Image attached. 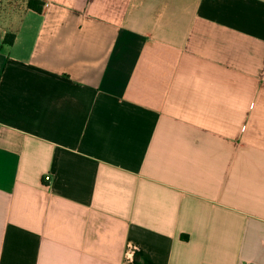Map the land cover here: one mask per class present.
Segmentation results:
<instances>
[{
    "label": "crops",
    "instance_id": "1",
    "mask_svg": "<svg viewBox=\"0 0 264 264\" xmlns=\"http://www.w3.org/2000/svg\"><path fill=\"white\" fill-rule=\"evenodd\" d=\"M28 1L0 0V264H264V0Z\"/></svg>",
    "mask_w": 264,
    "mask_h": 264
},
{
    "label": "trees",
    "instance_id": "2",
    "mask_svg": "<svg viewBox=\"0 0 264 264\" xmlns=\"http://www.w3.org/2000/svg\"><path fill=\"white\" fill-rule=\"evenodd\" d=\"M43 6H44L43 1H40V0H29L28 1V7L37 12H41L43 10Z\"/></svg>",
    "mask_w": 264,
    "mask_h": 264
},
{
    "label": "built area",
    "instance_id": "3",
    "mask_svg": "<svg viewBox=\"0 0 264 264\" xmlns=\"http://www.w3.org/2000/svg\"><path fill=\"white\" fill-rule=\"evenodd\" d=\"M45 179H46L47 181H49V180H50V177H46Z\"/></svg>",
    "mask_w": 264,
    "mask_h": 264
}]
</instances>
